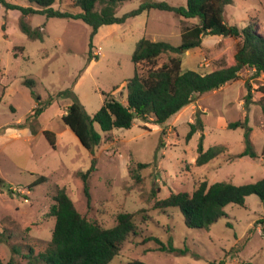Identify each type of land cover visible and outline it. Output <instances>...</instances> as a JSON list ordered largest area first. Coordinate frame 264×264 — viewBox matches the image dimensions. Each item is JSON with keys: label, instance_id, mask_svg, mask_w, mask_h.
I'll use <instances>...</instances> for the list:
<instances>
[{"label": "rangeland", "instance_id": "obj_1", "mask_svg": "<svg viewBox=\"0 0 264 264\" xmlns=\"http://www.w3.org/2000/svg\"><path fill=\"white\" fill-rule=\"evenodd\" d=\"M21 6H38L28 0H8ZM75 0H55L54 9L78 12ZM143 0L120 3L116 15L137 8ZM166 1L185 6L186 0ZM224 21L239 28L254 22L264 36V0H232L224 7ZM174 12L152 9L124 23L103 25L91 38V28L78 19L22 15L0 5V261L27 264V253L44 250L51 239L55 218L49 214L58 188L64 187L76 209L90 221L107 228L116 224L117 214L133 213L136 234L128 236L120 252L108 264H264V239L260 224L263 213L258 196L245 198L243 206L228 204L208 229L189 228L175 207L155 208L171 193H191L203 180L245 184L264 178V73L254 75L245 67L239 78L217 90L194 97L193 101L164 124L135 118L130 128L104 132L94 122L101 140L92 151L81 145L64 124L61 115L77 98L88 115L101 107L104 93L118 99L126 95V80L134 74L131 55L140 38L181 42L180 32L197 19L181 20ZM26 24L35 31L29 36ZM237 40L206 35L200 47L182 52V68L202 73L232 62ZM166 60L158 58L157 65ZM144 71L146 65H139ZM250 85L251 97L244 106ZM118 86L116 89H112ZM68 88L73 94L57 96ZM45 104L34 128L24 122L37 106ZM239 116L247 117L256 158L230 159L244 149V128H227ZM198 129L187 139L190 125ZM55 134L53 147L43 131ZM221 145L224 152L197 165V148ZM147 166L138 169L137 163ZM93 165L88 179V203L78 172ZM133 169V172L131 171ZM45 180L27 189L38 176ZM251 230V232H249ZM157 237L167 246L171 240L177 252L159 250L161 244L145 237ZM15 249V250H14Z\"/></svg>", "mask_w": 264, "mask_h": 264}, {"label": "trees", "instance_id": "obj_2", "mask_svg": "<svg viewBox=\"0 0 264 264\" xmlns=\"http://www.w3.org/2000/svg\"><path fill=\"white\" fill-rule=\"evenodd\" d=\"M34 2L38 7L21 6L8 0H0V5L6 9L19 10L22 15L44 14L47 17H58L66 19H78L91 28L89 52L87 64L95 58L92 55L91 38L103 25L121 24L127 18L140 15L142 12L152 9L174 12L182 18L197 19L190 26H185L180 32L181 42L172 45L164 41H154L148 38H140L136 43L131 55L134 64V74L126 80V95L123 99L114 97L111 93H104L101 107L92 116L88 115L84 106L75 98L67 105L65 112L61 115L64 124L76 135L83 147L92 151L98 146L101 137L94 129L96 122L100 129L109 132L113 128L128 129L132 126L135 118L142 121L151 119L156 124H164L172 116L189 105L195 96L205 92L214 91L227 83L239 78L240 71L248 67L253 70L254 75L264 73V36L260 35L255 23L251 22L243 28L230 25L224 21V7L232 0H186L185 6H174L166 1L143 0L139 6L121 16L116 15L118 5L127 0H75L74 5L78 12L61 11L54 9L52 4L55 0H28ZM22 29L29 36L35 31L26 24ZM206 35H214L223 38L237 40V46L232 62H227L209 72H199L192 69L182 68V52L192 48L200 47L202 39ZM166 55V60L157 65L158 58ZM146 65L141 71L139 65ZM114 86L112 89H116ZM247 93L244 96V106L249 103L251 93L250 85L247 84ZM73 94L68 88L61 91L57 96ZM51 100L42 104L37 98V106L34 107L24 122H19L18 128L30 127L31 118H37ZM264 113V104H262ZM187 139L202 124L190 125ZM244 128V149L230 159L248 156L256 158L253 144L250 139L251 128L247 125V117L239 118L229 122L227 128ZM44 136L49 143L55 147V134L44 130ZM224 152L221 145L210 146L204 150L202 138L198 144L196 164L202 165ZM137 168L147 166L146 163H137ZM93 171V165L86 171L78 172L82 183L83 193L90 202L89 177ZM133 172V169L131 170ZM44 176H38L27 189L43 182ZM3 181L0 179V184ZM256 195L263 205V213L255 222L264 225V178L245 184H233L231 182L219 181L209 183L201 181L191 193L181 191L171 193L164 199L157 201L155 208L167 209L178 208L184 224L189 228L208 229L220 217L225 215L223 208L228 204L243 206L245 198ZM54 203L51 205L49 214L55 218L51 239L48 246L36 254L30 248L27 253V264H108L116 256L126 239L131 234H136L137 226L133 219V213H118L117 222L111 227H101L82 215L75 207L71 197L64 187L56 190ZM251 232V230H249ZM264 239V228H262ZM145 241L153 240L161 247L159 250L177 252L171 240L167 246L157 237L149 236ZM15 250V249H14ZM0 264H3L0 261ZM4 264H14L12 259ZM130 264H146L139 260H133ZM240 264H252L243 262Z\"/></svg>", "mask_w": 264, "mask_h": 264}, {"label": "crops", "instance_id": "obj_3", "mask_svg": "<svg viewBox=\"0 0 264 264\" xmlns=\"http://www.w3.org/2000/svg\"><path fill=\"white\" fill-rule=\"evenodd\" d=\"M181 20H186V19L183 18V19H181Z\"/></svg>", "mask_w": 264, "mask_h": 264}, {"label": "water", "instance_id": "obj_4", "mask_svg": "<svg viewBox=\"0 0 264 264\" xmlns=\"http://www.w3.org/2000/svg\"><path fill=\"white\" fill-rule=\"evenodd\" d=\"M183 51H186V50H183Z\"/></svg>", "mask_w": 264, "mask_h": 264}]
</instances>
